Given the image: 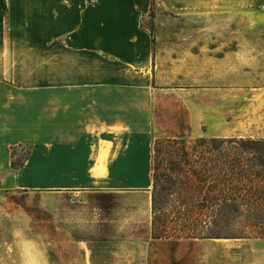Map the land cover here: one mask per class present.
Listing matches in <instances>:
<instances>
[{
    "label": "crops",
    "instance_id": "obj_1",
    "mask_svg": "<svg viewBox=\"0 0 264 264\" xmlns=\"http://www.w3.org/2000/svg\"><path fill=\"white\" fill-rule=\"evenodd\" d=\"M224 17L263 23L264 0H0V211L22 194L149 191L158 138L264 139V83L239 81L244 56L227 68Z\"/></svg>",
    "mask_w": 264,
    "mask_h": 264
},
{
    "label": "rangeland",
    "instance_id": "obj_2",
    "mask_svg": "<svg viewBox=\"0 0 264 264\" xmlns=\"http://www.w3.org/2000/svg\"><path fill=\"white\" fill-rule=\"evenodd\" d=\"M156 10L153 2L141 23L153 29V40ZM226 52L231 54L228 69L232 62L246 58L239 81L243 79L246 86L264 83V22L224 17ZM255 71L262 75L256 77ZM227 79L235 82L237 76L228 74ZM226 125L225 130L234 133L253 131L249 123ZM29 149L22 146L19 154L24 157ZM98 192L22 194L15 203L5 200L0 211V264H264V237L212 238L206 245L193 246L151 244L152 188L101 191L109 192L106 196H96Z\"/></svg>",
    "mask_w": 264,
    "mask_h": 264
},
{
    "label": "trees",
    "instance_id": "obj_3",
    "mask_svg": "<svg viewBox=\"0 0 264 264\" xmlns=\"http://www.w3.org/2000/svg\"><path fill=\"white\" fill-rule=\"evenodd\" d=\"M29 154L11 165L22 166ZM151 177V244L264 237V139L158 138Z\"/></svg>",
    "mask_w": 264,
    "mask_h": 264
}]
</instances>
